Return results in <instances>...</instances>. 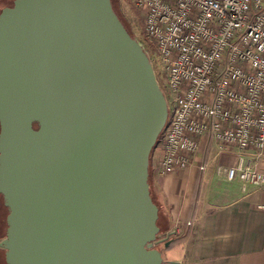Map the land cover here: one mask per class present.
<instances>
[{
  "label": "water",
  "instance_id": "1",
  "mask_svg": "<svg viewBox=\"0 0 264 264\" xmlns=\"http://www.w3.org/2000/svg\"><path fill=\"white\" fill-rule=\"evenodd\" d=\"M167 118L149 58L112 0L2 9L6 263L164 264L149 166Z\"/></svg>",
  "mask_w": 264,
  "mask_h": 264
},
{
  "label": "built area",
  "instance_id": "2",
  "mask_svg": "<svg viewBox=\"0 0 264 264\" xmlns=\"http://www.w3.org/2000/svg\"><path fill=\"white\" fill-rule=\"evenodd\" d=\"M133 2L145 20L139 43L168 107L157 174L190 166L208 136L221 150L239 152L225 169L229 181L263 187L264 0ZM182 229L176 224L154 246Z\"/></svg>",
  "mask_w": 264,
  "mask_h": 264
},
{
  "label": "crops",
  "instance_id": "3",
  "mask_svg": "<svg viewBox=\"0 0 264 264\" xmlns=\"http://www.w3.org/2000/svg\"><path fill=\"white\" fill-rule=\"evenodd\" d=\"M161 156L158 148L149 177L160 234L183 228L163 241V259H171L164 264H264V186L227 179L236 148L221 150L205 136L191 165L165 176L156 172ZM259 166L264 170V157Z\"/></svg>",
  "mask_w": 264,
  "mask_h": 264
},
{
  "label": "rangeland",
  "instance_id": "4",
  "mask_svg": "<svg viewBox=\"0 0 264 264\" xmlns=\"http://www.w3.org/2000/svg\"><path fill=\"white\" fill-rule=\"evenodd\" d=\"M14 1L15 0H0V11H2V9H4L5 7L12 6ZM112 4L114 7V10L116 11L117 15L119 16L120 20L122 21V23L124 24L128 32L131 34V36L144 46L145 42H144L143 34H144V23H145L144 21L145 20H144L143 12L135 6L133 0H112ZM158 139L160 141L161 134ZM157 149L158 147L156 146L152 151V154L150 157L149 170L151 169L152 161H153V158L155 156V152ZM7 214H8V209L4 205L3 197L0 194V241H2V239L5 237V234H6ZM158 237H160V232L158 234ZM157 248L161 251V253L166 255L167 251L165 248V243L163 242L160 243L157 246ZM0 256L3 258L1 260V264H7L5 263V252L3 250H0ZM163 260L168 261L171 259H163Z\"/></svg>",
  "mask_w": 264,
  "mask_h": 264
},
{
  "label": "trees",
  "instance_id": "5",
  "mask_svg": "<svg viewBox=\"0 0 264 264\" xmlns=\"http://www.w3.org/2000/svg\"><path fill=\"white\" fill-rule=\"evenodd\" d=\"M1 12V11H0ZM4 201V200H3ZM6 235V234H5Z\"/></svg>",
  "mask_w": 264,
  "mask_h": 264
}]
</instances>
